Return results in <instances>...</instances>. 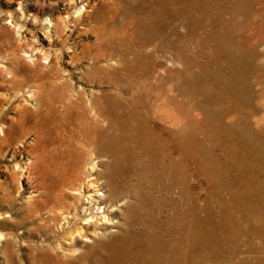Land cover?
I'll use <instances>...</instances> for the list:
<instances>
[{"label": "rangeland", "instance_id": "374dc122", "mask_svg": "<svg viewBox=\"0 0 264 264\" xmlns=\"http://www.w3.org/2000/svg\"><path fill=\"white\" fill-rule=\"evenodd\" d=\"M178 1L0 0V264H99L96 257L104 258L107 253L92 249L95 243L114 239V250H117L128 240L126 234L137 237L146 229L161 231L166 242L179 240L182 250L189 234L188 241L192 240L196 246L193 255L197 257V264H264V197H261L264 196V169L216 171L188 164L194 174L190 176L179 167L160 165L162 158L150 161L142 142V146L133 144V147L127 139L128 164L135 168L140 160H145L148 167L156 170H146L140 182L133 177V186L126 196L111 204L103 201L94 205L93 215L99 219L95 222L91 219L88 224L80 206L89 194L105 193L106 188L100 187L105 179L93 180L98 183L90 193L81 186H87L92 182L91 176L104 172L105 167L101 165L94 170L84 167L71 188L64 187L62 182L68 171L64 166L67 159L77 160L78 156L76 152L68 154L67 148L71 147L64 144V138L71 131L69 126L64 130V123L70 120L65 117V100L56 101L58 97L53 95L56 89L47 85V80L58 71L59 78L53 80L65 84L68 95L74 98L81 95L83 104L90 108L93 98L102 97L105 91L115 93L120 89L98 79L88 82L83 79L84 74L97 68L122 70L121 62L135 59V69L146 72L149 69L144 60L151 69L149 61L156 58L155 64L163 75L159 83L162 88L170 89L174 85L176 65L173 66L175 52L168 43H176L181 36L190 38L188 34L192 33L195 21L198 23L204 17L210 1L214 3V0ZM248 2L264 8V0ZM182 12L187 17L193 14V20L190 26L178 28L177 18ZM196 32L198 37L200 32L205 37L204 30ZM250 35L264 40V26L255 25ZM41 91L48 99L46 107L37 96ZM253 174L260 178L259 182H254ZM79 189L84 194L80 199L73 194ZM105 215L110 224L100 220ZM191 254L192 250L189 258ZM112 262L113 259L108 261Z\"/></svg>", "mask_w": 264, "mask_h": 264}, {"label": "bare ground", "instance_id": "6f19581e", "mask_svg": "<svg viewBox=\"0 0 264 264\" xmlns=\"http://www.w3.org/2000/svg\"><path fill=\"white\" fill-rule=\"evenodd\" d=\"M248 1L228 0L227 3L225 1L223 3L221 0H214V3L213 1L208 2L207 11L203 12L204 17L200 15L201 19L200 17L197 19L200 21L198 23L195 21L194 28L191 30L192 33L188 34L190 38L182 39L181 36L176 43H168L175 52L173 66L176 65L174 85L170 89L162 88V83H159L163 81V75L159 73L158 64H155L156 58L149 61L151 69L146 65L147 61L142 59L149 70L140 72L137 71V68L135 69L137 59L131 62L129 60L123 61L125 58L122 56L124 58L121 62L123 64L122 70L110 71L109 69L97 68L83 75V79L88 82L98 79L101 83H109L120 89V92L115 93L110 92L111 90L103 92L102 97L92 99L90 108H88L83 104L84 100H82L81 95L77 94L75 98L68 95L65 84H58L57 81L53 80L59 78L58 71L52 73L53 78L47 80L46 84L56 89L55 92L53 91V95L58 97L56 101L64 98L65 117L70 118L64 123V128H66L64 130H67L68 126L71 130L64 138V144L71 147L67 148L68 154H75L76 152L75 155L78 156L77 160L68 158L64 164L68 170L65 174L63 173L64 187H73L74 179H78L79 172L84 167L93 170L101 165L105 167L104 172L99 173L96 177L91 176L92 182L88 183L87 186L84 184L81 186L90 193L97 187L98 183L93 180H97L99 177L105 179L100 183V187L106 188L105 193L89 194L88 199L80 206L83 209V215H87V224L91 222V219H94L92 222L99 219L93 215L94 205L103 201H108L111 204L113 201L126 196L133 186V177L139 178L140 182L143 180L146 170L149 169L151 172L156 170L148 167L145 160H142L143 162L140 160V165L135 168L130 166V163L128 164V151L125 148L127 139L132 146L133 144L135 147L143 145L146 151L145 155L150 161L156 162L162 158L163 161L160 165L163 164L164 167L168 165L172 168L179 167L188 175L191 174L189 167H187L188 164H198L203 168H213L214 170L264 169V47H262L264 40H261L259 36L252 35V37L250 35L252 27L255 25L264 26V8H256L253 2ZM187 7H189L188 4ZM192 15L187 17L186 14L183 15V12L179 14L177 18L178 28L188 27L189 23L191 25ZM200 29L204 30L205 37H203ZM196 31L200 32L199 37ZM153 69L155 70L153 71ZM43 94L41 91L40 95L38 93L37 96L40 97L38 99L42 106L46 107L48 99L42 96ZM75 110L77 112L74 114ZM39 129L42 130L41 127ZM134 158L137 159V157ZM72 159L75 158L72 157ZM252 172L254 173V171ZM154 175L156 174L154 173ZM185 178L187 179V177ZM252 178H254V182L260 181V178L255 175ZM262 193L261 195H263ZM73 194L79 199L84 196L80 189L75 190ZM106 217V215L103 219L100 217V220L103 221V224H110V219ZM185 219L187 220V218ZM196 223L198 222L196 221ZM201 231L203 230L201 229ZM160 233L161 231L157 229H146L137 237L126 234L128 240L122 248L118 247L117 250H114V239L108 240L107 243L97 242L92 246V249H100L107 253L104 258H101L102 256L96 257L97 262L103 260L102 262H107V264H110L108 261L112 259V264H197V257L193 255V248L196 246L192 240L188 241L189 234L186 239V247L182 250L178 245L179 240L170 239L166 242ZM204 237L207 238V234ZM120 243L122 244V242ZM191 250L192 254L189 258ZM198 252L200 253V251ZM100 253L97 254L100 255Z\"/></svg>", "mask_w": 264, "mask_h": 264}]
</instances>
